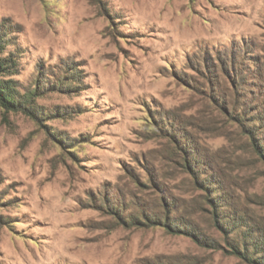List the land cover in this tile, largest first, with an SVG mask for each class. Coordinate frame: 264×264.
Wrapping results in <instances>:
<instances>
[{"label": "rangeland", "instance_id": "1", "mask_svg": "<svg viewBox=\"0 0 264 264\" xmlns=\"http://www.w3.org/2000/svg\"><path fill=\"white\" fill-rule=\"evenodd\" d=\"M0 23L42 113L0 107V264H256L232 251L264 235V0H0Z\"/></svg>", "mask_w": 264, "mask_h": 264}, {"label": "trees", "instance_id": "2", "mask_svg": "<svg viewBox=\"0 0 264 264\" xmlns=\"http://www.w3.org/2000/svg\"><path fill=\"white\" fill-rule=\"evenodd\" d=\"M12 39L13 37H11L8 33V26H6L5 23H0V107L4 111H22L26 114L36 117L37 119H42V116L40 115L42 113H40L34 106V96L37 89L22 92L18 89L17 81L12 78V76L18 71L17 55L15 54L14 49H8V45L12 43ZM70 75L72 76L73 73H71ZM70 78L72 77H69L68 79ZM63 83L65 84L68 82L65 81ZM69 84L71 85L72 83L70 82ZM254 145L256 148L258 147L261 152H263V148H261V145L258 144V141L254 140ZM187 166L190 169H194L189 161L187 162ZM212 183L213 180L205 179L204 183L202 184L203 186H205V188L211 191L214 187ZM216 196L212 198L215 208L222 202L221 197ZM118 215L129 225L133 224L137 226H151L149 223H152L153 225L161 223L171 233L183 232L186 234H190L202 244H209L213 246L217 244L216 240L207 237L201 231H197V229L180 227V224H178L177 221L172 220L171 217L168 216V214H166L164 217H156L155 219L144 217V215H142L143 218L149 223H146L144 222V220L140 219L139 214L129 215L127 219L121 217L119 213ZM225 221V223H222V227L226 230L228 229V225L235 226L237 224L239 227L244 226L242 225L240 220L239 222L237 221V218L228 217V220ZM216 223L218 224V218L216 220ZM243 228L244 230L241 234V238L244 242V252H241L238 247L235 246L233 247L232 253H235L241 258L246 259L250 262H254L256 264H264V235L262 239L255 238V231H253L249 225H245ZM251 238H253V240L250 245L254 246L257 252L260 253V255L258 256H256L254 253L249 254L248 252L249 247L247 245V241Z\"/></svg>", "mask_w": 264, "mask_h": 264}]
</instances>
